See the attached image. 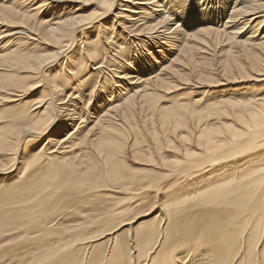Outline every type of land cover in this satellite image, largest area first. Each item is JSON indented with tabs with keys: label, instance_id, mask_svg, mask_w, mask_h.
<instances>
[{
	"label": "bare ground",
	"instance_id": "bare-ground-1",
	"mask_svg": "<svg viewBox=\"0 0 264 264\" xmlns=\"http://www.w3.org/2000/svg\"><path fill=\"white\" fill-rule=\"evenodd\" d=\"M244 74L264 0H0V264H264Z\"/></svg>",
	"mask_w": 264,
	"mask_h": 264
},
{
	"label": "rangeland",
	"instance_id": "rangeland-1",
	"mask_svg": "<svg viewBox=\"0 0 264 264\" xmlns=\"http://www.w3.org/2000/svg\"><path fill=\"white\" fill-rule=\"evenodd\" d=\"M84 10V8L82 9ZM258 79H252L251 77H248L247 75L244 74V78H237L236 81L234 82L235 86H227L228 83H226L225 80H222V83L219 85H212L211 87H206V89H208V93H211V95H209V97H213L215 95H220V94H224L226 96V93L228 92V88L233 87V90H230L231 92H234L235 94H242L244 92V94H246L245 92H247V88L251 87V86H255L257 88H261L262 90H264V85H261L260 83L264 81V75L262 76H258ZM228 81H230L229 79H227ZM231 84V83H229ZM222 90H226V92H222ZM203 96V93H196L194 94L192 92L191 88L188 87H183L182 89L177 90L176 92L172 93V97H168L167 101H164L165 104L171 103L172 99H176L178 98L179 100L186 102L187 104H184L186 108L190 109L192 107H195L197 109H201L202 106L200 105H195V100L201 98ZM242 96V95H241ZM240 96V97H241ZM175 104V103H174ZM211 110L209 109H203L201 112V114L204 113H208L210 114ZM120 197H123V195L119 194Z\"/></svg>",
	"mask_w": 264,
	"mask_h": 264
},
{
	"label": "snow or ice",
	"instance_id": "snow-or-ice-1",
	"mask_svg": "<svg viewBox=\"0 0 264 264\" xmlns=\"http://www.w3.org/2000/svg\"><path fill=\"white\" fill-rule=\"evenodd\" d=\"M187 264H191V261L189 260V261L187 262Z\"/></svg>",
	"mask_w": 264,
	"mask_h": 264
}]
</instances>
